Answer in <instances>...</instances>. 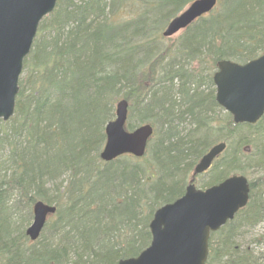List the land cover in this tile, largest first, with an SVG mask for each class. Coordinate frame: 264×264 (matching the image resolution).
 Listing matches in <instances>:
<instances>
[{
    "label": "trees",
    "instance_id": "1",
    "mask_svg": "<svg viewBox=\"0 0 264 264\" xmlns=\"http://www.w3.org/2000/svg\"><path fill=\"white\" fill-rule=\"evenodd\" d=\"M192 1L125 0L141 3V12L119 24L111 17L121 0H57L40 22L14 115L0 123V264H116L137 256L150 242L154 210L182 195L185 175L218 141L227 147L200 188L246 167L264 173V115L234 125L212 83L218 61L245 63L264 50V0H219L161 49V30ZM120 99L153 128L146 118L155 115L160 129L143 158L102 163L104 126ZM184 123L186 132L178 129ZM241 129L261 138L233 140ZM254 182L246 207L210 235L205 264H264V253L236 241L242 225L264 216V190L256 197ZM37 200L56 211L30 242L15 223Z\"/></svg>",
    "mask_w": 264,
    "mask_h": 264
},
{
    "label": "water",
    "instance_id": "2",
    "mask_svg": "<svg viewBox=\"0 0 264 264\" xmlns=\"http://www.w3.org/2000/svg\"><path fill=\"white\" fill-rule=\"evenodd\" d=\"M217 0H194L168 22L161 35L171 37L212 11ZM56 0H0V120L5 122L14 112L17 81L23 60L28 55L40 21L54 9ZM216 103L229 113L235 124H255L264 113V51L244 64L229 60L217 62L212 75ZM127 102L115 105V118L105 128V143L99 157L110 162L123 154L143 156L152 127L140 125L124 129ZM225 148L224 143L211 147L195 164L193 176L206 171ZM249 186L245 177L230 176L204 190L190 182L182 196L155 210L149 223L151 241L137 257L117 264H205L208 239L243 208L248 201ZM55 208L36 202L33 221L26 235L35 240L46 216Z\"/></svg>",
    "mask_w": 264,
    "mask_h": 264
},
{
    "label": "rangeland",
    "instance_id": "3",
    "mask_svg": "<svg viewBox=\"0 0 264 264\" xmlns=\"http://www.w3.org/2000/svg\"><path fill=\"white\" fill-rule=\"evenodd\" d=\"M101 1L107 4V6L110 3V0H101ZM124 1L125 0H121V2L117 4L116 10L114 11L111 17L115 22L119 24L124 21L134 19L141 12V3L131 4V3H126V2L124 3ZM180 34H182V32H179L178 34L172 37H169V38L160 37L159 41L157 42V45H159L161 49L172 48L175 44H177V39ZM138 113H139V110L137 109L135 105H133L130 111H128V119L126 122V127L128 123H131L133 127L143 123L138 120V117L141 115ZM146 119L149 122L156 121L157 127H154V131L156 130V128L157 130L160 129L159 119L157 120V117L155 115L148 114ZM181 128H183V131L186 132L189 129V125L187 123H184L183 125H180L178 127V129H181ZM240 134H241V137L244 136L245 138H247L250 141V143L253 142L254 139L258 141L261 138L260 137L261 135H259V133H255V131L254 132L245 131L244 129H241L235 133L233 140H235L237 136ZM262 134L264 133L262 132ZM136 160H139V159H136ZM143 165L144 164L142 163V166ZM240 166L246 167L244 161H241ZM233 173H235V171L230 172L229 174H233ZM190 174H191V171H189L185 175L186 177L185 180L189 178ZM243 175H245L249 181L250 180L256 181L254 182V191H255L254 194L257 197L261 193V191L264 190V173H262L261 171L257 169L251 170L246 167V173ZM212 177H213L212 172H207L201 176H197L195 179L196 187L205 185L206 183L210 181V179H212ZM62 178L65 181L66 175H63ZM251 193H252V190H251ZM31 219H32V215L30 213V216L27 217V220L20 221L19 218H17L15 225H20L22 223L21 226H23V229H25L30 224ZM128 233L130 234V230L128 231ZM236 241L241 247H248V246L253 247L254 246L256 251L261 252L263 254L264 253V216L257 217L255 221H253V218H252V224L245 223L244 225H242L240 231L238 232V236L236 237ZM213 245L214 243L212 242V246Z\"/></svg>",
    "mask_w": 264,
    "mask_h": 264
}]
</instances>
